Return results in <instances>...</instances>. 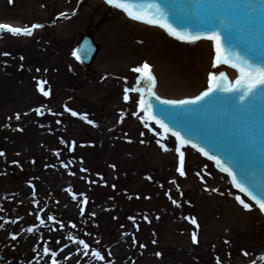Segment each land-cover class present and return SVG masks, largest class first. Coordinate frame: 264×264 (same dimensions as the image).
Masks as SVG:
<instances>
[{"label":"rangeland","instance_id":"obj_1","mask_svg":"<svg viewBox=\"0 0 264 264\" xmlns=\"http://www.w3.org/2000/svg\"><path fill=\"white\" fill-rule=\"evenodd\" d=\"M127 21L95 0H0V23L47 25L31 37L0 30V224L15 216L32 229L25 240L22 230L17 239L3 235L2 264H20L15 251L31 259L78 240L92 247L73 264H89L93 251L107 264L117 238L122 264H264L258 208L145 119L140 92L124 99L145 62L166 97L199 94L222 62L208 42L180 43ZM87 33L101 51L85 69L74 51Z\"/></svg>","mask_w":264,"mask_h":264},{"label":"snow or ice","instance_id":"obj_2","mask_svg":"<svg viewBox=\"0 0 264 264\" xmlns=\"http://www.w3.org/2000/svg\"><path fill=\"white\" fill-rule=\"evenodd\" d=\"M106 3L109 5L114 6L115 8L122 9L124 12L128 14L129 17H131L134 20H139L146 22L148 24H157L162 28H165L170 35L176 37L179 40H189V41H195L197 39H200L199 35H192L191 33H185L178 31L175 27H173L170 23L166 21V18L163 14L160 13L159 5H152L151 7H154L157 9V14H148L144 11H136L135 9L137 7H140L138 5H134L130 2V0H106ZM255 11V9H253ZM61 15H64L63 13ZM157 15H159V19L157 18ZM206 25L210 27V31L207 33V39L212 40L215 42L216 45V61L217 64L221 62L230 63L233 68H236L240 72V78L235 81L236 87L231 86V82H229V86L225 89L226 91L231 92H240L239 100L243 104L245 101H247L250 97H255L258 93V91L262 88H264V58H260V62L258 64H254L250 59L246 57L240 56L238 53H234L235 56V62H232V59L230 56L225 55L224 49L222 48V38L220 36L219 28H226L232 25L233 22L228 21L226 17L221 15H214L212 18L207 20ZM43 25L34 24L30 28H18L13 27L9 24H3L0 23V30H7L8 32L12 33L13 35H31L32 30L35 28L42 27ZM230 38V37H229ZM5 55H8V53H4ZM133 71L140 73L141 76L138 79V86L134 89L125 88L124 89V99L127 101L130 99L129 92L136 91L140 92L142 91V88L139 86L140 81H142L144 84L147 85L143 91L147 93L148 96L154 97L156 101L160 103L161 106L169 105L174 107H182L190 104H198L202 101H205L206 98H209L212 96L214 92L217 91L218 88L221 87L222 82L227 80V76L225 73L221 72L220 78L221 81H216V73H212L210 76V84L213 86H210L206 91L202 92L200 95L191 98V99H181V100H173V99H163L159 95L156 94L155 91H153L155 87L156 78L152 74L150 70V65L145 62L142 66L136 67L133 69ZM44 82H41L40 91L44 95H49V91H45L42 84ZM139 107L144 112H150L151 103L150 101H146L144 99V96H141L139 101ZM246 107H249L248 105H245ZM161 112H166L167 109L164 107H161ZM36 111L39 113V109H36ZM68 111H72L71 109H68ZM72 115H78L76 112H72ZM84 119H87L86 116L83 117ZM147 118H153L155 117H146ZM17 119H19V115H17ZM89 123H92V121H88ZM158 124L161 125V127L165 128L166 131H171L167 128V125L163 124L162 121L156 120ZM173 135L176 136V138L181 142V144H191V141L184 140L183 137L180 136L178 132H174ZM162 147L167 150L166 146ZM192 147H197V145L192 144ZM176 151L179 153V167L178 171L181 176L186 175L184 170V152L180 151V149H176ZM200 151L205 155L209 156V153L205 151L203 148L200 149ZM58 154V153H57ZM4 153L0 152V156H3ZM210 159H215L217 164L221 166L222 170L225 172H228L229 175L233 176V183L236 185L237 188L240 189L241 192L247 193V195L255 201L256 205L259 207V210L261 212H264V187H261L260 189V195H257L254 191H252L249 188H246L244 185H242L239 181L236 180L235 174L231 171L230 168L225 167L223 163L219 160L218 157H212L209 156ZM13 163H16L15 161ZM237 199L240 201V203L243 205L245 209L251 210L252 204L246 203L243 199L240 197H237ZM87 196L84 197L83 203L87 204ZM173 203H176L174 200ZM193 224H196L197 227L199 225L197 224L195 218H192L191 221ZM43 223V221H41ZM63 227V225H61ZM73 227L75 225L73 224ZM28 231H32V229H28ZM193 241H196V233H193ZM13 239H15V236H13ZM71 239V237H70ZM77 243L80 245H83L84 249L87 250L89 248V245L84 240H78ZM45 253L49 252V249L47 247L44 248ZM85 255H88V252L85 251ZM248 253H245L247 255ZM93 256L97 257L100 260H103L104 257L101 255L99 251H93ZM52 257V264H57V261L55 259L56 252H51ZM264 259V257H262Z\"/></svg>","mask_w":264,"mask_h":264},{"label":"water","instance_id":"obj_3","mask_svg":"<svg viewBox=\"0 0 264 264\" xmlns=\"http://www.w3.org/2000/svg\"><path fill=\"white\" fill-rule=\"evenodd\" d=\"M130 1L132 2L135 1L138 3H141V2H152L153 3L154 1L159 2L163 6L171 9L173 14L177 16L182 23L187 24L189 26H193V27L195 26V20L200 18L201 16H202V19L209 20L214 15H221V16L226 17L227 20L229 21V15L225 13V9L232 10L233 8V6L226 0L224 5H219L222 7L224 6V10L214 15H209L207 13L204 15L203 10L199 7L192 6V1L190 0H130ZM261 2L262 0H258V4H256V7H260ZM248 6L251 7L253 6V4L250 3ZM212 7L214 9H217V6H212ZM154 9H155L154 7L149 8L148 12H153ZM249 11H250L249 9L246 10V12H249ZM232 22L233 24H236L235 20H233ZM238 26L239 25H235V26L231 25L227 27V31L230 32L229 34L231 37L229 39L230 48L235 49L236 53H238L242 57H246L250 59L253 63L254 61L251 59V57L260 62V58H263V57L253 51V49L255 50L258 49L259 51H262L261 53L264 56V47H262L261 44L257 43V40L259 38L258 37L259 32L256 29H251L245 32L244 29H241ZM198 30L203 31V32H209L210 27L198 26ZM218 30L220 33L224 32V28L222 30L220 29ZM233 32H234V35H233ZM244 50H247V51H244ZM99 51H100V47L95 44L94 38L92 36H85L77 49V57L86 67H90ZM262 92L263 93L258 91L257 96L259 94H264V89H262ZM217 93L218 92L216 93L214 92L212 96L208 98V100L214 97ZM235 94L240 95V92L231 93L230 95L232 99L236 97ZM194 97L195 96H192V98ZM173 100H180V99H173ZM147 101H150L151 109L154 112V114L158 117H160V115L162 116L165 115L166 117L169 118V120H172V121H173V117H180L179 121L181 123H179V125H182V123L188 125V127L185 128L184 133H187L190 131L195 133L194 125L196 124V122L199 123V125L201 126L198 127V130H200L202 133H204L207 136L206 140L211 142V145L215 149V152H217L216 149H219L220 151L224 150L222 146L225 145V149L228 147V150L226 151L227 153L235 156L238 161H242L243 165H247L251 167L252 169L251 171L253 172L255 177L258 180H261L264 182V155L262 153L264 151V144L254 139L246 138V142L240 140L235 146H231L230 144H228V140H227L228 135L218 137L217 135H219L222 131V125L220 124V122H222V118H223V114H221V112L219 111L221 110L220 104H217L216 102L217 105L214 107H211L215 110V112L210 114L208 110L211 108H209L206 111L197 113L194 111L192 112V109L194 107L189 106V105L182 106V107H174V106H169V105L161 106L160 103L156 101L154 97H150L148 95H147ZM203 103H201V105ZM221 105L223 106V104ZM161 107H164L165 109H167V111L161 112L160 110ZM263 108H264V105H263ZM210 120L212 121L214 127L209 126ZM186 125H184V127ZM212 132L216 133V135L210 134ZM202 133H198V134L204 135ZM214 138L216 139L214 140ZM254 158L262 165L258 164V162L256 161H252Z\"/></svg>","mask_w":264,"mask_h":264},{"label":"bare ground","instance_id":"obj_4","mask_svg":"<svg viewBox=\"0 0 264 264\" xmlns=\"http://www.w3.org/2000/svg\"><path fill=\"white\" fill-rule=\"evenodd\" d=\"M95 1H99L105 5H107L106 3V0H95ZM109 6V5H108ZM113 8V11L116 15H119V16H123L125 19H127L131 22L129 23H133L134 25H139L138 23H140L141 25H139L140 27H145V28H148V29H153L156 31V29L152 28L151 26L149 25H145L141 22H137L131 18L128 19V15L126 13H124L123 10L121 9H118V8H115L113 6H110ZM14 26H19L18 24H14ZM188 47V46H186ZM165 53H168L169 51H167V49L164 51ZM222 72H226L228 74H230V78L231 80H234L236 77L239 76V74L234 71L233 69H230V68H224L222 70ZM178 78H175L174 81L176 82ZM157 91V90H156ZM142 92H143V89H142ZM157 94L159 96H161L163 99H183V98H192V96H196V94H192V95H186V96H181V97H174V96H169V97H166L164 96L162 93H159L157 91ZM223 173V174H222ZM221 175L225 178H229V175L227 173H224L222 172ZM24 194V198L28 199L29 198V194L27 191L23 192ZM24 202H27L28 203V200H24ZM26 203V204H27ZM65 211V210H64ZM1 215H4V211H2V214ZM2 219L4 220L3 224H0V239H4V236L5 234H10L12 233V236H15V239L17 238H20V235H19V231L22 230L23 234H22V238L25 240L28 236V231L25 229H21V221H19V219H17V217L15 216H10V217H5V216H2ZM8 239V238H7ZM89 247H92L91 246V242L90 241H85ZM125 244H124V240L123 239H115L114 240V243L112 245V250L114 251V254L109 258V262L107 264H113L116 263V264H122V259L123 257H121L119 255V252L124 248ZM85 250L83 245H80L79 243H74V244H65L61 247H58L57 249H55L54 251L52 252H56V261H57V264H73V263H78L80 258L81 257H84V256H88L89 255V251L88 252V255H85ZM14 253H16V259H18L19 263L20 264H52V257H51V252L50 253H41V254H38L37 256L33 257V258H25L23 257L19 252L15 251ZM95 256H92L91 257V261L89 264H99L97 263L95 260Z\"/></svg>","mask_w":264,"mask_h":264}]
</instances>
